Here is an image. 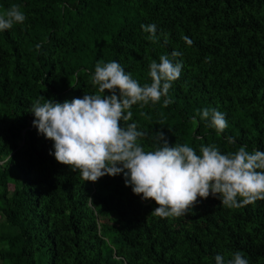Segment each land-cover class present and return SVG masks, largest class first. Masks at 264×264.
<instances>
[{"label":"trees","instance_id":"16d2710c","mask_svg":"<svg viewBox=\"0 0 264 264\" xmlns=\"http://www.w3.org/2000/svg\"><path fill=\"white\" fill-rule=\"evenodd\" d=\"M13 4L26 20L0 32V264H215L237 251L264 264V201L228 208L210 196L186 216H152L158 205L123 174L85 182L60 164L30 112L37 99L95 94L99 61L150 84V62L166 55L183 63L171 103L131 108L142 147L162 131L197 154L264 151V0H0V13ZM151 24L156 42L141 28ZM205 108L225 114L223 133L199 120Z\"/></svg>","mask_w":264,"mask_h":264},{"label":"clouds","instance_id":"9594fccd","mask_svg":"<svg viewBox=\"0 0 264 264\" xmlns=\"http://www.w3.org/2000/svg\"><path fill=\"white\" fill-rule=\"evenodd\" d=\"M26 15L17 4L0 13V32L23 24ZM156 42V25H141ZM187 44L192 41L183 37ZM40 46L37 45V48ZM172 57L183 53L173 50ZM206 62L208 59L206 58ZM150 84L143 86L117 61L97 62L91 83L98 89L63 103L39 99L31 104L33 126L54 142L55 159L78 172L85 182H97L104 176L123 174L125 184L144 201H154L150 215L179 218L193 211L199 200L218 198L228 208H241L264 201V151L249 152L241 146L236 152L222 153L215 145H201L199 154L187 143L170 146L163 132L155 133L156 147L146 150L140 139L145 136L132 120L131 108L157 104L165 107L169 90L182 73L183 63L173 62L166 55L149 64ZM143 114V113H142ZM218 134L228 127L226 116L216 108L198 110ZM191 123L197 124L195 116ZM123 122V124L121 123ZM228 143L235 140L228 137ZM89 201L92 200L89 198ZM215 264H249L237 251L231 259L216 255Z\"/></svg>","mask_w":264,"mask_h":264}]
</instances>
